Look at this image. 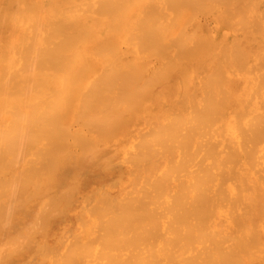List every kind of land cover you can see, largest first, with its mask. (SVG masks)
Returning a JSON list of instances; mask_svg holds the SVG:
<instances>
[{
  "label": "bare ground",
  "instance_id": "6f19581e",
  "mask_svg": "<svg viewBox=\"0 0 264 264\" xmlns=\"http://www.w3.org/2000/svg\"><path fill=\"white\" fill-rule=\"evenodd\" d=\"M0 135V264H264V0H0Z\"/></svg>",
  "mask_w": 264,
  "mask_h": 264
},
{
  "label": "clouds",
  "instance_id": "9594fccd",
  "mask_svg": "<svg viewBox=\"0 0 264 264\" xmlns=\"http://www.w3.org/2000/svg\"><path fill=\"white\" fill-rule=\"evenodd\" d=\"M31 143L30 140H25L21 142L20 140L16 139L13 140L11 137H6L0 135V155H3L5 158L17 160L22 158L23 152ZM19 208L18 204H15L11 209V216H14L17 209ZM42 227L40 225L38 219L36 218L30 225L26 228L29 230L31 234H36L37 231Z\"/></svg>",
  "mask_w": 264,
  "mask_h": 264
},
{
  "label": "rangeland",
  "instance_id": "374dc122",
  "mask_svg": "<svg viewBox=\"0 0 264 264\" xmlns=\"http://www.w3.org/2000/svg\"><path fill=\"white\" fill-rule=\"evenodd\" d=\"M213 15V16H212ZM212 15H209V16H212L211 18L208 16V18L206 19V18H203L202 19V17H200V21H201V23H203L204 25H205V27L207 28V29H209V28H213V29H220V28H223L222 27V24L220 23V22H218V20L216 21V18H215V14H212ZM221 25V26H220ZM220 26V27H219Z\"/></svg>",
  "mask_w": 264,
  "mask_h": 264
}]
</instances>
